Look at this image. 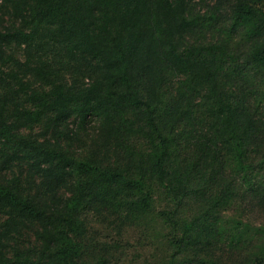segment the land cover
Returning <instances> with one entry per match:
<instances>
[{
    "label": "trees",
    "instance_id": "1",
    "mask_svg": "<svg viewBox=\"0 0 264 264\" xmlns=\"http://www.w3.org/2000/svg\"><path fill=\"white\" fill-rule=\"evenodd\" d=\"M0 1V264H91V210L157 216V264H264V0H217L226 38L207 48L188 41L213 22L192 0Z\"/></svg>",
    "mask_w": 264,
    "mask_h": 264
},
{
    "label": "rangeland",
    "instance_id": "2",
    "mask_svg": "<svg viewBox=\"0 0 264 264\" xmlns=\"http://www.w3.org/2000/svg\"><path fill=\"white\" fill-rule=\"evenodd\" d=\"M216 2L217 0H192V7L195 10L193 13L203 18L206 17L213 22H210L206 27H202L201 31L196 32L194 36L190 37L188 39L190 44H201L207 48L209 45H214V43L226 38V34L220 31L221 25L214 26L213 8L216 6ZM1 9L2 1H0V10ZM218 17L225 20L222 14H219ZM1 25L9 28L11 25L13 26V20L7 16H2L0 13V28ZM242 41H244V39ZM191 48L192 47L189 49ZM11 49L13 52L17 53V55H22L21 49H23V47L13 44ZM43 55L46 60L55 64L54 68L59 71L61 75H64L66 72L71 74L70 80L72 81L73 79V83H87V80L81 78L82 72H79L78 69L75 68V64H72L71 67H67L69 64L66 62L60 64V61L64 57L59 47L47 45L44 47ZM196 115H194L193 120L190 122H187L185 118V124H183L181 128L184 129L183 137L191 141L195 148L201 146L200 139L204 140V138H209V136L204 134L208 125L205 124L204 120H196ZM30 130L31 129H28L26 133H29ZM69 130L71 132H67L70 134V138L64 135V137L68 139L64 138L63 143L66 145L72 144L76 147L77 144L72 139L80 135L79 123L71 122ZM30 132H33V134H42L39 128H35ZM199 137L202 138L199 139ZM251 149L253 150V145H251ZM164 201V197L161 194H157L154 203L158 211L164 209ZM197 211L200 212L199 203L196 204L194 211L187 209L186 215L191 216ZM86 215L89 221V230L85 247L88 261L91 264H95L96 260H99V257L103 255L108 257L107 251L111 252V255H113L111 264H157L162 261L163 257L166 255L165 241L169 231L161 226L160 220L154 214L136 215V221H125V224L119 223L116 219L109 218L105 213L102 214L96 210L88 211ZM261 220H263L262 216H255L256 224L260 225ZM130 225L132 226L130 227Z\"/></svg>",
    "mask_w": 264,
    "mask_h": 264
}]
</instances>
